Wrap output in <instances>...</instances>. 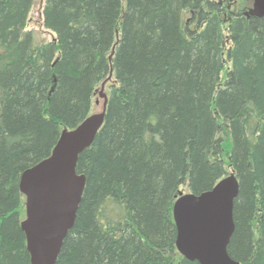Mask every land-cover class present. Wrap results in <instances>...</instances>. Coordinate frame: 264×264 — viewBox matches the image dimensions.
Segmentation results:
<instances>
[{"label":"trees","instance_id":"16d2710c","mask_svg":"<svg viewBox=\"0 0 264 264\" xmlns=\"http://www.w3.org/2000/svg\"><path fill=\"white\" fill-rule=\"evenodd\" d=\"M33 2L0 0V264H31L22 173L90 117L109 77L56 264H198L176 250L174 203L230 173L239 192L228 255L264 264V15L231 14L224 36L220 0H46L55 39L38 44L26 31Z\"/></svg>","mask_w":264,"mask_h":264},{"label":"water","instance_id":"95a60500","mask_svg":"<svg viewBox=\"0 0 264 264\" xmlns=\"http://www.w3.org/2000/svg\"><path fill=\"white\" fill-rule=\"evenodd\" d=\"M251 1V11L264 15V0ZM105 108L106 99L101 114L62 132L51 155L20 177L25 196L22 231L31 264H56L85 189L84 175L76 172L78 156L101 128ZM238 192V180L230 173L207 192L178 193L173 220L175 247L181 257L198 264H240L227 251L234 232L233 208Z\"/></svg>","mask_w":264,"mask_h":264},{"label":"rangeland","instance_id":"374dc122","mask_svg":"<svg viewBox=\"0 0 264 264\" xmlns=\"http://www.w3.org/2000/svg\"><path fill=\"white\" fill-rule=\"evenodd\" d=\"M46 0H34L33 6L28 16L26 31H29L33 34L35 41L38 44H44L51 42L55 39L54 34L50 31L46 30L43 26V8ZM227 7V12L221 18L223 21V33L226 36V27L227 20H229L231 14H241L247 12L250 7H252L251 0H220ZM227 40V39H226ZM229 41H226V45L229 46ZM224 68L220 74L221 80H225L227 69L230 66L229 61L227 60L226 53L224 52L223 56ZM114 84V80L112 77H109L102 85L99 86L97 91L94 94L92 99L90 116L99 115L103 112L104 100L109 94L110 85ZM221 137L223 138V152L221 154L224 165L228 166V157L232 150V142L229 136V131L227 127L222 125ZM184 187L180 192L183 194L187 193V190ZM25 206V203H24ZM25 215V214H24ZM25 219V218H24Z\"/></svg>","mask_w":264,"mask_h":264}]
</instances>
